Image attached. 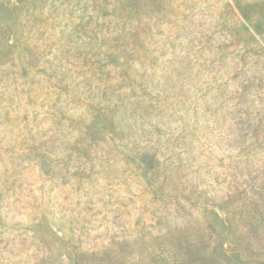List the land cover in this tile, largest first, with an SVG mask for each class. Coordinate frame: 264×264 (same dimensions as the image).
Masks as SVG:
<instances>
[{"label":"rangeland","instance_id":"1","mask_svg":"<svg viewBox=\"0 0 264 264\" xmlns=\"http://www.w3.org/2000/svg\"><path fill=\"white\" fill-rule=\"evenodd\" d=\"M213 39L246 45L244 64L237 51L227 57L246 78L264 71V0H0V264H75L78 246L130 245L150 230L167 239L172 219L215 225L238 264H264V94L241 92L240 76L201 85ZM176 66L201 88L200 109L227 103L223 127L201 137L181 121L163 133L177 112L150 113L151 87L140 84ZM106 87L122 98L114 123L93 119L79 97ZM236 117L261 126L227 134ZM147 147L154 171L140 161ZM210 170L239 172L247 192L231 213L210 200L226 191ZM52 211L71 222L72 239Z\"/></svg>","mask_w":264,"mask_h":264},{"label":"trees","instance_id":"2","mask_svg":"<svg viewBox=\"0 0 264 264\" xmlns=\"http://www.w3.org/2000/svg\"><path fill=\"white\" fill-rule=\"evenodd\" d=\"M232 41L233 40H230L228 44L224 41L223 43H216L213 39L212 42H210L208 50L211 53V58L209 60L211 65L210 68H206L208 73L204 76L201 85L210 86L212 83L214 84L216 81L223 79H229L231 82H234L237 77L240 76L241 83L237 88L240 87L241 92L248 89L250 86H254V90L260 91L264 94L263 70L251 71V75L246 78L245 72L237 70L239 61H232L233 63H231V61L227 60V57L232 54L233 51H237L235 56L241 57L243 64L246 62V56L248 53L246 51V45L237 48L238 44L233 46ZM151 68L149 67L147 72H149ZM176 70H178L177 66L171 68L170 72H161L159 78H149L145 83L140 84V86H145V88L151 87L150 90L147 89V91L151 93L149 96L150 101H148L149 108L151 109L150 113L161 110L165 114L169 113L170 116L168 118L171 119L172 112H177L175 117V120L177 119V125L171 127L170 125L162 123L164 127L163 133L165 134L167 132L165 129H168L169 133H171L172 130L178 129L179 122L181 121L198 124V127L201 128L198 129L201 137H204L207 131L212 132L217 128L219 129L223 127V124L226 121L224 115L225 110L227 109V103L224 104L220 102L217 104L216 108H210L209 105H207L205 108L200 109L196 103L195 94L200 91L201 88L197 87L196 83L193 82V79L191 78H185L182 80L183 77H188V72H180L179 70ZM141 72V76H148L146 68L141 70ZM259 72L262 73H260L258 78H255V73ZM164 74L166 75V78L164 77ZM254 79L258 80L256 85H253ZM170 81L171 84H169ZM147 84H151L152 86ZM76 92L78 93V90H76ZM109 93L110 87L103 89L100 94L101 96L97 95V93L92 94L88 90L79 92V97L82 95L81 99L85 102L89 115H91L93 119L97 112L100 113L104 119L114 123L116 119L115 108L116 110L120 108L119 104L121 103L122 98L117 99L118 97L116 96V99H114V97L108 95ZM244 94L246 95V93ZM244 94H239L237 98H241ZM133 114H135L134 110ZM82 119H84V117ZM222 121L223 123L221 124ZM241 121L242 118L236 117L234 123L229 125L230 127H227V134H237L238 136L245 130L253 128L251 133L252 135H255V131L261 126L260 121L257 123L251 119ZM147 124L151 125L150 122ZM243 141H246V139ZM209 142L210 141H207L206 146H210L209 144L211 143ZM47 148H50V146L47 145ZM150 149L151 147L145 149L144 153L140 155V161L146 166L148 171H154L153 167L155 163L158 165L159 160L155 153H150ZM208 174L212 175V180L216 185H222L226 190L225 192H217L219 195H213L210 200L214 203V206L218 208L219 212L223 214L231 213L234 206L237 207V204L235 205V203L238 200L243 199L242 196L244 197L247 192L238 181L239 172L225 173L210 170ZM9 178L10 175L7 179L8 182ZM12 183H14V181H12ZM251 200L253 201V197H251ZM249 209L251 211V208ZM48 214L53 225L58 227L62 234L66 235L68 239H72L74 235L68 236L65 231H72L71 227L65 225L68 222V224L71 222L66 220L64 216H58V221H56L55 217L57 216L53 211L51 214L48 212ZM210 215L214 217L215 223H217V215L214 214V212H211ZM159 218L161 217H158V219ZM181 220H183L182 217ZM140 221L143 224L141 228L145 227L147 229H152L150 224L144 226L145 221L141 217H138L135 221V225H139ZM172 223H174V227H166L168 233L166 234L167 239L164 238V235L161 234L160 231L159 235L155 236L152 235L150 230L145 235L141 236L139 241H133L130 245L127 240L123 239L121 242L114 240H111L108 243L98 242L91 247L88 246L86 249L78 246L74 250L79 252L75 257V264H238L236 259H233L230 255L231 248L227 243H223L221 240L215 241V225L213 226L206 222L203 229L194 231L187 221L181 222L180 225L177 226L176 219H172ZM209 241L215 243L216 249L214 251L208 250L206 242L209 243ZM36 258L39 261L43 259L39 256ZM57 260L58 259H54V261H49L45 264L64 263L63 259L58 262Z\"/></svg>","mask_w":264,"mask_h":264}]
</instances>
